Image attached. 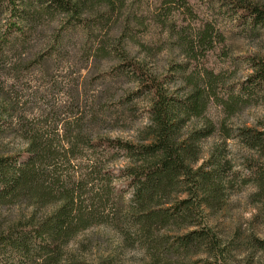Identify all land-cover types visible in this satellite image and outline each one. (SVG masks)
I'll return each instance as SVG.
<instances>
[{"label":"trees","instance_id":"1","mask_svg":"<svg viewBox=\"0 0 264 264\" xmlns=\"http://www.w3.org/2000/svg\"><path fill=\"white\" fill-rule=\"evenodd\" d=\"M127 1L120 0L119 8ZM94 4L105 5L110 12L116 7L113 0H0V55L23 44L37 16L58 12V37L71 28L89 30L87 18L94 16ZM228 7L237 27L252 34L264 32L263 3L228 0ZM102 20V15L93 19L99 24ZM106 49L100 50L106 58L114 55L119 61L112 75L129 72L136 81L134 96L150 99L149 124L137 142L107 136L84 140L55 135L45 140L29 130L21 136L26 147L1 152L0 206L23 204L33 211L15 213L0 225V264H87L69 246L95 226L112 229L128 246L138 245L154 264L173 255L184 260L181 264L194 257L199 258L197 264H240V260L251 264L254 253L264 252V240L255 234L243 239L237 231L220 234L216 214L208 213L224 209L226 191L239 179L243 186L254 188L250 201L258 212L252 219H263L264 115L258 127L239 128L235 134L222 128L225 139L235 141L247 154L241 156L234 180L226 178L227 161H221L219 147L203 159L202 142L215 134V124L207 122L202 128L188 124L204 116L212 99L230 115L240 106L264 109V57L245 56L251 73L224 99L197 85L184 95L172 92L168 88L172 76L156 75L144 61L132 58L122 39L111 52ZM211 79L213 91L217 78ZM6 97L0 92V144L10 132L19 131L17 125L21 128L18 104ZM81 143L104 159L78 166L82 160L76 150ZM120 161L123 165L116 167ZM63 165L73 172H60ZM110 201L115 207L109 210Z\"/></svg>","mask_w":264,"mask_h":264},{"label":"rangeland","instance_id":"2","mask_svg":"<svg viewBox=\"0 0 264 264\" xmlns=\"http://www.w3.org/2000/svg\"><path fill=\"white\" fill-rule=\"evenodd\" d=\"M113 1V12L105 5L94 4V16L87 18L89 30L84 26L71 28L60 37L58 12L37 16L30 22V34L23 44L0 55V92L18 104L21 116V128L17 125L19 131L10 132L0 144V153L26 147L21 136L29 130L45 140L55 135L81 136L84 140L107 136L137 142L149 124L150 99L134 96L136 81L129 72L112 75L119 61L114 55L106 58L100 51L106 47L111 52L120 39L129 55L144 61L154 74L172 76L168 88L181 95L197 85L206 94L226 99L228 90L251 73L245 56L264 57V32L252 34L237 27L228 0H128L123 9L119 8L120 0ZM251 1L264 4V0ZM101 15V24L93 21ZM213 77L217 79L211 91ZM263 115L262 107L241 106L230 115L212 99L204 116L193 119L188 128L215 124V134L202 142L203 159L219 147L221 161H227L226 178L234 180L241 156L247 154L235 141L225 139L222 128L235 134L239 128L258 127ZM76 154L82 160L78 166L89 159H104L100 152L93 153L82 143ZM121 165L122 161L115 163L116 167ZM62 167L60 172L64 174L73 172ZM253 193L252 186L245 187L235 179L226 191L224 209L208 213L216 214L215 226L220 234L231 236L237 231L243 239L255 234L264 240V210L262 220L252 219L258 212L250 201ZM130 198L126 194V200ZM107 207L113 209L115 203L110 201ZM32 211L23 204L0 206V225L15 213ZM69 250L76 251L78 259L87 264H154L138 245H126L116 232L104 226L80 235ZM198 260L191 258L189 264ZM157 262L181 264L184 260L173 255ZM251 264H264V252L254 253Z\"/></svg>","mask_w":264,"mask_h":264}]
</instances>
